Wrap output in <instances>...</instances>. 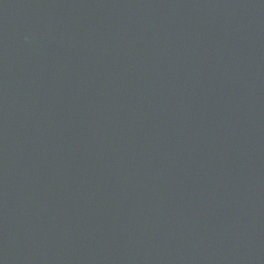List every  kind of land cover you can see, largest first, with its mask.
Listing matches in <instances>:
<instances>
[{
	"label": "water",
	"instance_id": "water-1",
	"mask_svg": "<svg viewBox=\"0 0 264 264\" xmlns=\"http://www.w3.org/2000/svg\"><path fill=\"white\" fill-rule=\"evenodd\" d=\"M0 264H264V0H0Z\"/></svg>",
	"mask_w": 264,
	"mask_h": 264
}]
</instances>
